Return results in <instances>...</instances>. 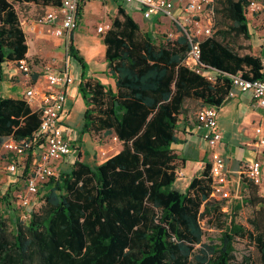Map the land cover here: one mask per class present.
Segmentation results:
<instances>
[{"label": "trees", "instance_id": "obj_1", "mask_svg": "<svg viewBox=\"0 0 264 264\" xmlns=\"http://www.w3.org/2000/svg\"><path fill=\"white\" fill-rule=\"evenodd\" d=\"M15 3L58 6L59 0H0V59L9 53L17 57L23 51ZM249 3V0H212L210 4L212 31L198 40V63L215 71L212 81L190 68L193 63L187 57L189 42L179 27L174 39L155 42L117 5L115 15L100 35L106 71L113 86L91 78L78 81L77 93L84 110L76 140L81 142L84 134L101 132L114 136L120 148L100 164L84 162L78 154L66 171L48 179L45 197L52 193L54 200L59 199L55 205L60 207L63 199L68 202L71 196L83 192L95 205L96 213L103 217L117 200L147 198L155 192L167 197L168 203L179 204L178 208L202 206L205 211L217 208L218 201L209 197L207 163L197 177L189 179L183 193L174 187L176 171L183 159L170 145L177 140L178 116L197 104L195 112L203 105L220 106L231 88L230 75L240 73L245 79L262 77L259 58L244 52L247 47L236 43L238 38H248L245 13ZM80 9L78 4V12ZM67 54L84 67L82 58L70 44ZM2 117L7 120L3 114ZM37 122L36 116L30 117L12 138L29 137ZM55 188L62 194H56ZM103 222V230L108 233L107 218ZM220 239L226 237L221 234ZM112 241L108 236L106 244ZM207 245L212 254V245Z\"/></svg>", "mask_w": 264, "mask_h": 264}, {"label": "crops", "instance_id": "obj_2", "mask_svg": "<svg viewBox=\"0 0 264 264\" xmlns=\"http://www.w3.org/2000/svg\"><path fill=\"white\" fill-rule=\"evenodd\" d=\"M170 1L179 20L178 23L161 15L143 18L136 3H123L120 0H78L81 9L78 12L77 27L68 34L59 37L51 33L52 25L38 23L37 16L28 19L26 22L24 21L22 24H20L22 21L18 20L19 29L22 33L23 51L17 57L9 53L8 57L0 59V83L4 82L3 90L0 91L1 196L8 201L9 190L17 184V180L21 179L19 172L27 173L31 165L28 157L29 151L13 155L2 145L4 141L12 138L14 134H17L23 128L27 119L33 116L37 117L35 106L26 104L24 101V90L29 87L36 90L44 89L43 74L46 71L65 72L71 76L72 82L64 92L65 99L60 113V122L65 124L64 120H68L73 103L76 104L82 114L84 104L77 93L76 87L81 78H91L102 84L113 86L112 78L106 71L103 58L104 45L100 41V36L96 31L97 26L94 27V23L99 24V21L102 20L104 29H106L110 18L116 13L117 5H120L124 12L138 25L140 31L149 35L155 42L164 41L167 38L174 39L179 34L177 27L180 28V26L178 24H182V27L186 29H191L192 23L186 21L185 13L181 12L185 0ZM89 3H94L92 10L96 11L98 9L95 12L97 20L91 10L92 19L87 21L88 27L80 32L77 29L82 12L85 5ZM55 7L57 6L44 7L45 10L42 11V14ZM194 20L203 23L204 15L198 14L194 17ZM171 26L173 29H171ZM247 30V49L244 52H248L257 58L264 56V24L261 27L257 25L249 29L247 23ZM68 44L72 45L78 56L82 58L83 68L67 54ZM18 60L23 61L28 67L26 72L18 68ZM212 74L214 75V73ZM73 82H75V85H72ZM12 84H18L21 90L14 95L5 94ZM198 107L197 104L186 114L178 116L175 126L177 140L170 145L172 151L183 159L176 171V178H181L186 183L191 177H197L202 166L208 161L209 149L202 137L204 129L198 125L194 118V112ZM2 114L7 117V120L2 119ZM255 128H259L258 133L255 132ZM216 129L220 135L219 151L223 157L228 178L225 185L228 196L216 200L218 201L217 208L225 215L224 224L218 229L221 234L225 232L228 238L221 240V234H218L216 241H211L214 260L209 264H241L246 262V253H243L239 262H233V243L234 241L246 242L248 237L246 236V226L235 222L237 214L246 209L245 205L249 204L255 206L256 210L261 209L263 211L262 220H264V176L258 184L254 185L249 183L242 173L243 163L246 160L257 159L261 164H264V144H257L258 138L264 139V107L255 105L248 92L232 89L231 94L226 95L218 108ZM74 134L76 135L77 132H74ZM39 146V143H36L33 152L37 153ZM9 163L17 166L18 173L5 171L4 168ZM46 187L48 185L43 184L42 193ZM37 195L38 193L28 197L29 203L27 206L15 203L16 209L18 210L21 207L23 209L32 208L38 199ZM32 197H35V200ZM4 200L2 198L0 202H4ZM6 209L8 211V205L1 207L0 211L4 212ZM262 222L264 223V221ZM262 232L264 233L263 227ZM260 241L264 245V235ZM222 245H225V248Z\"/></svg>", "mask_w": 264, "mask_h": 264}, {"label": "rangeland", "instance_id": "obj_3", "mask_svg": "<svg viewBox=\"0 0 264 264\" xmlns=\"http://www.w3.org/2000/svg\"><path fill=\"white\" fill-rule=\"evenodd\" d=\"M249 1L252 5L245 13L249 29L257 25L263 26L264 0ZM44 7L47 6L32 3L14 4L17 18L22 21L20 24L36 16L40 17ZM93 7L94 3L85 5L78 31L83 32L88 27L87 21L92 19ZM92 11L97 20L96 11ZM99 22L94 23V27H102V31L97 33L100 36L105 29L102 20ZM246 41L247 39L238 38L236 43L246 47ZM3 85L4 82H1L0 91L3 90ZM72 85H75V82ZM20 90L18 84H12L5 94L14 95ZM81 122V112L73 103L69 118L64 120V123L74 132H79ZM72 145L71 157L79 154V159L89 164H100L120 148L116 139L113 140L112 136L101 132L84 134L81 142L76 140ZM69 162H59L57 172L66 171L71 164ZM17 181L9 190L8 201L0 202V208L9 206V212L7 209L0 211V264H134L133 261L148 250L153 253V257L142 261L141 264H207L203 260L205 252L202 253L204 257L200 259V245L216 241L218 234H221L218 228L224 224L225 219L219 208L211 207L207 211L202 206L197 209L185 206L178 208V203L177 206L175 203L171 204L172 201L168 203L167 197L155 192L147 198L139 196L136 199L113 202L111 211L106 212L109 229L105 234L102 228L104 222L95 212V205L81 192L79 196L70 195L68 199L69 214L78 235L76 242L67 219L61 216L56 217V222L53 221L47 233L26 230L29 225V213H34V220L43 218L53 205L54 195L50 193L45 197L47 193H42V183L38 187V199L34 206L17 210L15 203L19 202L15 195L23 189L22 180ZM173 185L179 193H183L187 183L181 178H176ZM54 192L59 194L60 190L55 188ZM32 198L35 200V197ZM65 202L68 204L67 200ZM245 207L246 209L237 214L235 222L246 226V236L250 240L246 237V242L234 241L233 262H239L243 253H246V262L241 264H264V245L260 241L264 235L263 211L256 210L255 206L249 204ZM120 216L123 217V224ZM16 229L19 230V237L16 236L15 239ZM222 234L228 238L225 232ZM108 235L112 236L114 242L111 246L102 242ZM159 237L163 243H160Z\"/></svg>", "mask_w": 264, "mask_h": 264}, {"label": "built area", "instance_id": "obj_4", "mask_svg": "<svg viewBox=\"0 0 264 264\" xmlns=\"http://www.w3.org/2000/svg\"><path fill=\"white\" fill-rule=\"evenodd\" d=\"M123 3H136L141 11L143 18H150L154 15L168 17L177 22V15L174 12L170 0H120ZM212 0H185L181 7V12L185 13V20L192 23L191 29L182 27L180 29L186 35L189 42L187 57L192 61L191 69L202 75L209 81L213 80L215 71L209 67H203L198 63L199 49L198 40L211 34V4ZM252 4L249 3V8ZM78 0H59V5L48 11H45L37 18L38 23L52 25L51 33L56 36L68 34L77 27L78 22ZM198 14L204 15V22L198 23L194 17ZM101 26L96 27L100 32ZM18 68L26 72L28 67L21 60L17 62ZM259 64L262 71L261 78L245 79L240 73L230 75L231 88L227 95L231 94L232 89L240 92H248L253 103L264 107V56L259 58ZM45 80L44 89L36 90L31 87L24 90L23 96L26 104L34 105L37 111V126L29 137L19 140L10 138L2 143L3 147L13 155L29 151L30 169L27 173H20L22 180V191L15 196L21 206H27L29 196L37 194L39 185L46 183L49 178L57 177V165L59 162L72 163L75 157L73 154L72 142L76 141L74 131L67 125L60 122V113L64 103V92L66 87L72 82L70 75L65 72L46 71L43 74ZM219 106L203 105L195 112V120L204 129L202 135L209 149L208 175L210 178L209 197L214 200H221L228 196V190L225 185L228 181L225 172L224 160L219 151L220 135L216 129V118ZM259 132V128H255ZM115 140V137L112 136ZM39 143V151L33 152V149ZM257 144H264V139L258 138ZM5 171L9 173H18L15 164H7ZM242 173L246 180L251 184H258L264 176V164L257 159H249L243 163Z\"/></svg>", "mask_w": 264, "mask_h": 264}, {"label": "flooded vegetation", "instance_id": "obj_5", "mask_svg": "<svg viewBox=\"0 0 264 264\" xmlns=\"http://www.w3.org/2000/svg\"><path fill=\"white\" fill-rule=\"evenodd\" d=\"M59 194H62V192H60ZM57 199V200H56ZM59 199L58 198H53V202H52V206L50 207V209L46 212L45 216L41 219H38V220H34V213H29V225L26 227L27 231L29 232H35L37 231L38 233H41L42 231L47 233L49 230H50V227L52 226V223L53 221L56 222V217H62V218H65L67 219V223L70 225V228H71V232H72V235L74 236V239L76 242H78V235L75 231V225H74V222L72 220V218L70 217V214H69V208H68V205L70 202H68V204H66V202L64 201V199L62 201H60L62 204L60 205V207L56 206L55 204L57 203ZM96 212V211H95ZM67 215V218H66V215ZM106 215V214H105ZM99 216L102 218V221H104L106 218L108 220V223H109V219L107 216H102L100 213H99ZM122 218V224H123V217L120 216ZM70 222V223H69ZM102 228H103V225H102ZM19 230L16 229V232H15V239H16V236L19 235ZM105 234H107V232L104 231ZM109 236V235H108ZM108 236L103 238L102 242L104 244H106V240L108 239ZM19 237V236H18ZM112 237V236H111ZM111 243H114L113 241L110 242L109 244H106L107 245H112ZM109 246V247H110ZM208 245L207 244H201L200 245V259H202L204 256L202 255V253L205 254V257L203 258V260L207 262H209L210 260H214V256H212V254H210V251L208 250ZM109 250V248H108ZM153 253H151V251H145L144 253L140 254V256L133 261L134 264H138V262L140 260L142 261H145L146 259H148L149 257H153L152 255ZM131 258V256H130ZM211 258V259H210ZM141 261V263H142Z\"/></svg>", "mask_w": 264, "mask_h": 264}]
</instances>
